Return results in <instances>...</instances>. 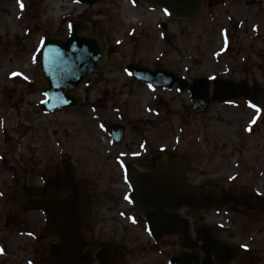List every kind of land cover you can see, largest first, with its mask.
<instances>
[{"label": "rangeland", "instance_id": "1", "mask_svg": "<svg viewBox=\"0 0 264 264\" xmlns=\"http://www.w3.org/2000/svg\"><path fill=\"white\" fill-rule=\"evenodd\" d=\"M87 9L93 23L89 34L105 45V52L114 49L122 66L81 84L73 92L79 106L41 112L45 84L37 64L39 44L62 31L63 19L78 21ZM16 41L20 44L14 47ZM130 62L162 67L188 81L246 79L249 86H260V102L254 107L244 100L213 103L203 115H193L187 92L134 82L124 73ZM108 123L124 126L117 145L105 129ZM144 152L149 163L151 152L185 160L187 185L227 194L236 227L243 222L236 203L253 200L264 209V0H203L202 9L185 20L146 0H103L89 8L76 0H0V261L24 264L32 257L36 263L51 262L46 257L50 240L39 239V229L27 228L29 215L23 217L20 207L26 187L39 186V174L63 168L65 160L90 188L97 228L104 229V239H98L119 242L122 264H158L148 250L132 255L138 242L149 240L143 225L123 215L136 209L119 200L126 191L124 163ZM259 214L251 234L263 243L264 213ZM225 238L233 247L244 240L237 229Z\"/></svg>", "mask_w": 264, "mask_h": 264}, {"label": "water", "instance_id": "2", "mask_svg": "<svg viewBox=\"0 0 264 264\" xmlns=\"http://www.w3.org/2000/svg\"><path fill=\"white\" fill-rule=\"evenodd\" d=\"M102 0H78L81 4L92 6ZM153 4L163 7L176 18H190L202 8V0H149ZM81 24L73 23L71 32L66 40L57 36L45 38L41 43L39 67L44 75L46 87L42 89L45 99L41 102L39 110L51 112L54 110L75 107L79 100L72 96L78 86L86 81V78L94 73L102 72L105 66L98 67L102 59L103 46L96 39L80 36ZM127 70L139 82L147 83L154 88L170 89L177 84L178 90L189 91L190 110L196 115L206 112L211 103L224 102L233 99L244 98L258 103L260 88L258 84L248 86L246 80L235 82L223 78H215L212 81L205 78L194 79L188 83L175 73L157 68L149 70L141 65L131 64ZM213 84L211 96H209L210 83ZM106 129L115 143L121 141L124 133L122 125L108 124ZM162 158V154L160 157ZM177 159L163 158L158 161L155 172L138 176L134 185V201L144 210H156L146 214L150 230L155 238L160 222L170 219L162 215V203L166 199L176 206H187L195 209L210 208L224 200V197L212 188L190 187L184 178L186 163L178 162ZM63 160V168H67ZM46 176L43 175V179ZM48 184V183H47ZM59 187L52 189V199L56 202L58 214L55 220L56 234L61 238V243L53 248L52 264H90L89 257L81 256L83 239L80 235L81 227L85 230L88 226V214L90 199L86 195V188L81 181H75L71 170L60 174L54 183ZM69 191V198L63 202L58 201V193ZM230 198V197H229ZM164 202V203H165ZM165 209L167 208L164 205ZM43 209L45 206H35ZM66 212V214H65ZM174 222L180 225V234L183 236L182 247L192 248L185 237L186 226L181 219ZM44 227V226H43ZM158 235V234H157ZM205 236L199 235L197 242H202L201 250L204 257L201 264H212L210 256H214L217 264H225L237 255L236 249L217 241L212 233L206 230ZM121 257L120 252L114 246H102V251L97 258L101 264H115ZM50 264V263H46ZM169 264H199L197 254L181 253L173 257Z\"/></svg>", "mask_w": 264, "mask_h": 264}, {"label": "flooded vegetation", "instance_id": "3", "mask_svg": "<svg viewBox=\"0 0 264 264\" xmlns=\"http://www.w3.org/2000/svg\"><path fill=\"white\" fill-rule=\"evenodd\" d=\"M147 1V0H146ZM148 2V1H147ZM149 3V2H148ZM151 4V3H150ZM88 9L86 11H83L81 14H79L80 19L78 20L81 22V28L82 32L81 35L87 36V37H94V35H90V25H93L92 21L90 20V15L87 14ZM67 18L63 19L64 21V28L62 31H59L56 33L57 35L55 36H60L63 38H66L70 32V23H67L68 21L66 20ZM89 25V26H88ZM96 38V37H94ZM98 39V38H97ZM165 41L168 38L165 36ZM21 44H23V41H20ZM20 43L16 41L15 46H18ZM104 46V60L103 63L106 64L107 70L95 74L96 75H101V74H106L109 69H118L121 68L122 66V61L123 59L119 60L116 58V51L112 49L111 47H107L106 52H105V45ZM101 63V62H100ZM133 62L128 63L127 65L124 66V73L127 75V77L131 80L134 81L133 76L126 71V67ZM138 64V63H136ZM154 68H159V67H154ZM153 68V69H154ZM91 76V77H93ZM90 77V81L91 78ZM135 82V81H134ZM91 83V82H90ZM212 88V87H211ZM124 137V136H123ZM117 145V144H115ZM126 152L124 153H117V157L121 158L120 156L125 155ZM148 154V153H147ZM145 152L143 153V157H136L135 159L132 158L130 162L124 163L125 165V184L126 185V191L121 194L120 196V202L121 203H127L128 207H132L133 210L136 209L137 212L132 211L131 213L124 212L123 215L127 216L128 218H131V222L133 225H143V227L146 229L147 236L149 242H144L143 244L137 243L136 238H135V247L134 251L132 252V255L137 256L138 254H144L145 250H148L147 254L151 255V258L157 260L159 263L158 264H167L169 259L181 251L183 249L181 248V243H182V236L180 234L181 227L180 225L176 224L174 222V218H179L181 217L182 219L185 220L186 224V237L190 242V245H193V250H188L187 252L189 254H196L197 252L200 254V257H202V252L197 249V246H200V242H196V238L198 237L197 233L199 235L205 236L204 234L206 233V230H210L213 234V237L219 241L225 242L226 244L230 245L227 240L229 238H225L228 234H231L233 230H238V234H240L241 238L244 240H239L241 242H238V247L235 246L238 251L241 252L239 256L230 262H227L226 264H235V261L237 259L240 260L237 264H264L263 261H259L258 259V254L262 253L264 254V240L263 243L258 242V240L252 236L253 228L257 229L256 224H254L253 220H257L260 217L259 213H264V209L259 207L260 205L258 202H255L253 200L249 201H240L236 203L237 208H239V216L238 218L243 221L240 222L239 226H234L232 215L234 216L236 214V211L233 209L232 206L227 209V206H229V202L223 203L220 206L217 207H211V208H204V209H195L191 207H180L176 206L175 203H172L170 201L162 203V211L159 216V220L164 218V215H167L168 218H170L169 221H167V224L165 220L163 222H160L158 225V230L156 231L155 235L157 236V241L153 239V237L150 234L149 230V225H148V220L146 218V213L151 214L154 212L156 209L153 207L152 210H144L142 209L137 203L134 201V188L133 186L137 184V177L140 175L148 174L154 172L155 165L157 160L159 159L158 153L157 152H151L150 154V159L151 163H149L148 159H144V157L147 155ZM144 159V160H143ZM145 160L148 161V165L146 166ZM145 163V167L143 166ZM133 165L136 166L137 169L133 168ZM62 167H52L51 170L48 172V180L50 182L47 185L46 183L40 182L39 186H31V187H26V193L23 196V201L24 205L21 204V209L23 211V217L29 215L28 222H27V228L28 229H39L40 235L38 236L39 239L43 236L46 237V239H49L50 242L48 243V250L46 253V257H50V251L52 249V246H55L59 243L60 238L57 234H55L56 231V224H53L52 222L57 220L56 214H58V210L55 204V201L52 199V189L55 187H59L58 185L54 184L56 182V177H57V172H62ZM40 178H41V174ZM75 178L77 179V175L75 173ZM42 179V178H41ZM31 180V178H30ZM90 192V188L87 191V195L90 196L91 200V207L89 209V217H88V226L87 229L85 230L83 227H81V234L84 236V242H83V247H82V254H88L89 259H92L91 264H100V260L96 258L97 253L100 251L102 248L103 244L107 245H114L119 248V242H115V244L111 241L112 239L108 238L106 241H101L98 238H103L104 234V229L99 232L97 228V213H95L94 208V201L92 199V195ZM58 196L60 199H65L68 196L67 191H62L58 193ZM124 196L128 197V199L123 198ZM106 199L112 203H117L118 200L115 196H113L110 193H106ZM131 201V202H129ZM235 203V202H234ZM37 205H43L46 208L47 211V216L44 215L42 210L32 208ZM164 205L167 206L165 209ZM66 214V212H65ZM242 214V215H241ZM244 221H247L245 223ZM49 223V229L46 234L43 233V226H47ZM247 224V225H246ZM40 225V226H39ZM99 225V224H98ZM254 225L255 227H253ZM252 226V227H251ZM42 227V229H41ZM252 231V232H251ZM19 232V231H18ZM158 234V235H157ZM19 235V234H18ZM20 236V235H19ZM245 236V237H243ZM104 239V238H103ZM133 241V240H132ZM232 246V245H231ZM120 249V248H119ZM171 249H176V251L172 252ZM4 253H6L7 248L3 246ZM121 250V249H120ZM122 252V257L118 260L117 264H122L123 261V255L124 252ZM150 252V253H149ZM258 253V254H257ZM259 254V255H260ZM8 256H4V258H7ZM29 257V256H28ZM43 259V258H42ZM264 259V258H263ZM34 258L30 257L25 259L24 264H44L42 263H36L34 262ZM213 263H215L214 259L212 258ZM248 261V262H247ZM247 262V263H246ZM0 264H5L2 261H0ZM84 264V263H82Z\"/></svg>", "mask_w": 264, "mask_h": 264}, {"label": "snow or ice", "instance_id": "4", "mask_svg": "<svg viewBox=\"0 0 264 264\" xmlns=\"http://www.w3.org/2000/svg\"><path fill=\"white\" fill-rule=\"evenodd\" d=\"M20 6H21V8L23 7L22 4ZM165 14L167 15V12H165ZM13 75L15 76V75H19V74L18 73H13ZM210 79H214V78L210 77ZM151 88H152V86L149 85V89H151ZM249 107H254V106L250 104ZM255 110H256V112H260L259 108H256ZM253 122H255V121H253ZM125 199H128V197H125ZM129 202H131V201H129Z\"/></svg>", "mask_w": 264, "mask_h": 264}, {"label": "bare ground", "instance_id": "5", "mask_svg": "<svg viewBox=\"0 0 264 264\" xmlns=\"http://www.w3.org/2000/svg\"><path fill=\"white\" fill-rule=\"evenodd\" d=\"M164 157V156H163ZM176 161L185 163L182 159H177ZM63 174V173H62ZM211 189V188H210Z\"/></svg>", "mask_w": 264, "mask_h": 264}]
</instances>
